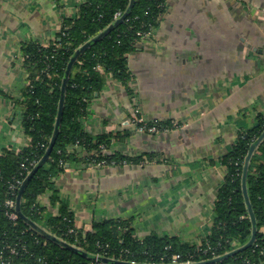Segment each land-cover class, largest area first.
I'll return each mask as SVG.
<instances>
[{
    "label": "crops",
    "instance_id": "1",
    "mask_svg": "<svg viewBox=\"0 0 264 264\" xmlns=\"http://www.w3.org/2000/svg\"><path fill=\"white\" fill-rule=\"evenodd\" d=\"M77 0H0V155L21 151L31 137L18 103L29 82L21 44L54 40ZM174 73L160 76L163 66ZM130 92L109 78L82 117L92 133L130 130L114 139L112 154L138 162L98 165L78 155L56 178L75 225L132 220L134 233L197 242L211 231L214 203L226 167L214 163L264 112V0H167L153 33L129 54ZM18 101V102H17ZM138 107L146 120L174 119L168 130L141 131L131 122ZM49 193L38 196L47 212Z\"/></svg>",
    "mask_w": 264,
    "mask_h": 264
},
{
    "label": "trees",
    "instance_id": "2",
    "mask_svg": "<svg viewBox=\"0 0 264 264\" xmlns=\"http://www.w3.org/2000/svg\"><path fill=\"white\" fill-rule=\"evenodd\" d=\"M165 9L166 0H81L77 14L63 18L54 40L44 44L29 39L21 44L29 82L23 90L22 100L17 102L21 103L23 127L31 140L21 151L4 149L0 155V248L3 242L18 243L19 247L21 243L27 245L26 250L20 249V254L14 256L16 264L24 261L30 264H116L105 263L96 256L89 257L62 245L32 227L26 218L90 254L146 263H168L174 253L198 262L215 255L222 256L250 239L253 225L243 194L242 172L250 145L264 131V112H258L254 125L241 129L234 144L214 161L224 165L226 173L214 203L211 231L201 240L203 246H209L206 253L196 242H185L178 236L152 232L139 237L134 233L130 219L96 220L91 230L78 228L68 201L56 187V178L67 163L78 158L72 149L74 145L81 147L87 153L86 160L92 163L101 159L115 160V163L140 160L139 156L103 152L114 139L125 140L130 130L92 133L84 127L82 117L87 113L91 99L104 88L109 78L121 81L131 91L129 83L133 74L128 64L129 54L141 40L143 34L138 33L153 32ZM116 11H121L123 17L117 23ZM102 31L105 33L101 34ZM69 65L71 68L63 90ZM61 105V119L55 133ZM173 124L171 119L148 122V126L158 128L156 131L171 129L175 127ZM52 138L55 139L52 149L30 177L18 207L22 184L13 191L9 183L14 176H20L23 162L37 160L39 163ZM247 188L256 217L255 240L243 250L206 264H264V138L251 157ZM47 192L51 206L58 208L56 214L47 212V206L38 202V196ZM7 198L15 200L14 210L18 214L15 220L6 214Z\"/></svg>",
    "mask_w": 264,
    "mask_h": 264
},
{
    "label": "water",
    "instance_id": "3",
    "mask_svg": "<svg viewBox=\"0 0 264 264\" xmlns=\"http://www.w3.org/2000/svg\"><path fill=\"white\" fill-rule=\"evenodd\" d=\"M122 16L120 18H118L116 20V23L118 21H121L122 20ZM105 31H102L101 34H104ZM74 59V58H73ZM70 68H71V65L68 66V69L66 71V76L64 77L63 79V90L65 89V85H66V82H67V79H68V75H69V71H70ZM64 102V92L62 93V96H61V103L63 104ZM61 113H62V105L60 106V109H59V115L57 117V121H56V125H55V133H57L58 131V127H59V123H60V117H61ZM264 138V131L263 133L258 137V139L253 142L250 147H249V150H248V153L245 157V161H244V165H243V172H242V189H243V194H244V197H245V201L247 203V206H248V212H249V216L251 218V221H252V235L250 237V239L242 246L240 247H237L236 249L232 250V251H229L227 253H225L224 255L222 256H216L214 258H210V259H206V260H202V261H198V262H191V264H206V263H209V262H213V261H217V260H220L224 257H228L229 255H232L240 250H243L245 249L246 247H248L249 245H251L253 243V241L255 240V237H256V233H257V226H256V217H255V212L253 210V207H252V204H251V201H250V197H249V194H248V188H247V172H248V168H249V164H250V160H251V157L253 155V152L254 150L256 149L257 145L260 143V141ZM54 138H52V141L47 149V152L46 154L44 155V157L39 161V163H37V165H35L31 171L27 174L25 180L23 181L21 187H20V193L18 195V207H19V201H20V197L22 195V192L24 191L30 177L33 175V173L35 172V170L38 168V166L40 164H42L45 159L47 158V156L49 155L51 149H52V146L54 144ZM105 154H109L111 153L110 149H107L105 151H103ZM27 221L30 223V225H32V227L40 230L41 232H43L44 234H46L47 236L57 240L59 243H61L62 245H65L71 249H74L76 251H79V252H82L84 254H86L87 256L89 257H98L100 260H102L103 262L105 263H108V262H113V263H116V264H172V263H146V262H135V261H128V260H121V259H115V258H110V257H107V256H103V255H98V254H93V253H88L87 251H85L83 248L81 247H78L74 244H71L69 243L68 241H66L65 239L63 238H60L52 233H50L49 231H47L45 228H43L42 226H40L39 224H37L35 221L29 219V218H26ZM179 264H183V263H179Z\"/></svg>",
    "mask_w": 264,
    "mask_h": 264
},
{
    "label": "built area",
    "instance_id": "4",
    "mask_svg": "<svg viewBox=\"0 0 264 264\" xmlns=\"http://www.w3.org/2000/svg\"><path fill=\"white\" fill-rule=\"evenodd\" d=\"M121 15H122L121 11H116L114 13V18L117 19V18L121 17ZM139 34H140V32H139ZM142 36H144V35H141V38H142ZM137 111H138V109L134 108V110L132 111V117L136 116ZM140 130L141 131H148V132H155L157 130V127L155 125H152V126L146 125V126H142ZM97 162H99L100 165L106 164V163H104L103 160H99ZM36 163H37V160H32L29 163L23 162L21 165L20 176H14L12 181H10V183H9V188L12 189L13 191L16 190L19 187V185L22 184L26 175L31 171V169L36 165ZM5 205L7 207L6 214L8 215V217L10 219L15 220L18 217L17 212L14 210L15 200L13 198H7L5 201ZM20 249L26 250L27 249L26 243H21L20 247H19L18 243L12 244V243L3 242V244H1V248H0V264H16L14 262V256H17L18 254H20V252H21ZM199 249L203 253H206L209 250V246L205 247L202 245ZM216 256L217 255H215V257ZM191 262H194L191 257L184 259L180 253H174L171 256V261L168 263L191 264ZM162 263H167V262H162ZM21 264H30V263L28 261H24Z\"/></svg>",
    "mask_w": 264,
    "mask_h": 264
},
{
    "label": "rangeland",
    "instance_id": "5",
    "mask_svg": "<svg viewBox=\"0 0 264 264\" xmlns=\"http://www.w3.org/2000/svg\"><path fill=\"white\" fill-rule=\"evenodd\" d=\"M80 1L81 0H77V2H78V7L77 8H79V3H80ZM166 5H167V0H166ZM153 32L150 30V31H148L147 33H140V34H143L144 36H142V38H141V40L140 41H142V40H144L145 38H147V37H149L151 34H152ZM139 34V33H138ZM139 41V42H140ZM167 65H168V67L167 66H163L162 67V69H161V71H160V76L161 75H165V74H172L171 72H175L174 71V64L172 65L171 64V66H169V63H167ZM135 108H137L138 109V111L136 112V116H134V117H132L131 116V122L136 126V128L137 129H141V127L142 126H146V125H148V122L150 121V120H146L145 119V117L142 115V113H141V111H140V109L138 108V107H135ZM171 121L172 122H174V126L176 127V126H178L179 125V123L176 121V120H174V119H171ZM152 126V125H151ZM158 129V128H157ZM165 130H168L167 128L165 129ZM107 149H109V148H105L103 151H105V150H107ZM109 154H112V153H109ZM101 160H103L104 161V163H112V162H116L115 160H113V161H107L106 159H101ZM127 160H123V161H121V162H126ZM95 164H98V165H100L99 164V162H97V163H95ZM49 206L51 207V208H53V210H56V211H58V208L57 207H55V206H51V204H49ZM49 208V207H48ZM202 239H200L199 241H197L196 243H197V246H198V248H200L202 245H204L203 243H202V241H201ZM130 261V260H129ZM131 261H133V260H131ZM135 262H137V261H135Z\"/></svg>",
    "mask_w": 264,
    "mask_h": 264
}]
</instances>
